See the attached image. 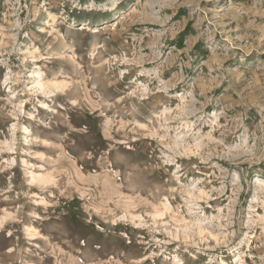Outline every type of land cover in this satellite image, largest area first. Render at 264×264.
<instances>
[{
	"label": "rangeland",
	"instance_id": "rangeland-1",
	"mask_svg": "<svg viewBox=\"0 0 264 264\" xmlns=\"http://www.w3.org/2000/svg\"><path fill=\"white\" fill-rule=\"evenodd\" d=\"M0 264H264V0H0Z\"/></svg>",
	"mask_w": 264,
	"mask_h": 264
},
{
	"label": "bare ground",
	"instance_id": "bare-ground-1",
	"mask_svg": "<svg viewBox=\"0 0 264 264\" xmlns=\"http://www.w3.org/2000/svg\"><path fill=\"white\" fill-rule=\"evenodd\" d=\"M36 75H37V80L35 81V85H36V87H38L39 88V90L40 91H44L45 90V85L41 82V79H40V73H36ZM49 84V83H48ZM217 117L215 116V119H216ZM32 181L34 182V181H36V180H38L39 178H40V175H34V174H32ZM41 179H42V177H41ZM41 181V180H40Z\"/></svg>",
	"mask_w": 264,
	"mask_h": 264
}]
</instances>
